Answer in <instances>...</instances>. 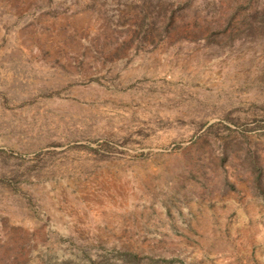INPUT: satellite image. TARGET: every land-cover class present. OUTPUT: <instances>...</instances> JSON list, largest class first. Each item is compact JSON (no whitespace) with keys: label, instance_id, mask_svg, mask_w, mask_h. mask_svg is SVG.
Masks as SVG:
<instances>
[{"label":"rangeland","instance_id":"374dc122","mask_svg":"<svg viewBox=\"0 0 264 264\" xmlns=\"http://www.w3.org/2000/svg\"><path fill=\"white\" fill-rule=\"evenodd\" d=\"M0 264H264V0H0Z\"/></svg>","mask_w":264,"mask_h":264}]
</instances>
